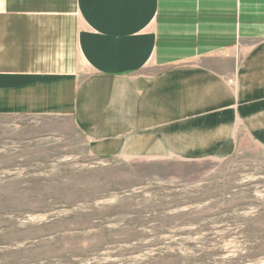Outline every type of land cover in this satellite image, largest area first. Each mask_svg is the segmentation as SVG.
I'll list each match as a JSON object with an SVG mask.
<instances>
[{"label": "crops", "instance_id": "obj_1", "mask_svg": "<svg viewBox=\"0 0 264 264\" xmlns=\"http://www.w3.org/2000/svg\"><path fill=\"white\" fill-rule=\"evenodd\" d=\"M0 115L100 159H223L264 138V0H0Z\"/></svg>", "mask_w": 264, "mask_h": 264}, {"label": "rangeland", "instance_id": "obj_2", "mask_svg": "<svg viewBox=\"0 0 264 264\" xmlns=\"http://www.w3.org/2000/svg\"><path fill=\"white\" fill-rule=\"evenodd\" d=\"M263 140L100 159L69 120L0 115V264H264Z\"/></svg>", "mask_w": 264, "mask_h": 264}]
</instances>
